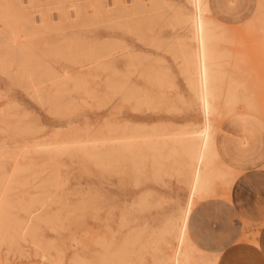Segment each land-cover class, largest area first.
Listing matches in <instances>:
<instances>
[{
  "label": "rangeland",
  "instance_id": "rangeland-1",
  "mask_svg": "<svg viewBox=\"0 0 264 264\" xmlns=\"http://www.w3.org/2000/svg\"><path fill=\"white\" fill-rule=\"evenodd\" d=\"M12 1L0 0V264H157L190 201L196 264L217 260L224 246L201 242L217 240L216 204L233 205L235 177L218 159L225 172L192 197L189 146L232 115L229 85L240 111L264 115V100H248L264 66L263 0L242 26L205 12L225 78L209 119L179 51L198 50L194 0H124L126 23L111 20L112 0Z\"/></svg>",
  "mask_w": 264,
  "mask_h": 264
},
{
  "label": "crops",
  "instance_id": "crops-1",
  "mask_svg": "<svg viewBox=\"0 0 264 264\" xmlns=\"http://www.w3.org/2000/svg\"><path fill=\"white\" fill-rule=\"evenodd\" d=\"M262 0H209L212 17L227 26H242L255 20ZM211 2V3H210ZM264 3V0H263ZM264 64V62H263ZM252 81L260 92L248 100H264V66ZM220 162L234 175L233 205L218 201L215 241L222 244L217 264H264V115L239 111L222 122L216 133ZM230 156V157H229ZM213 206H204V209ZM210 212H213L212 210ZM257 229L244 234L246 227ZM220 250V249H219Z\"/></svg>",
  "mask_w": 264,
  "mask_h": 264
},
{
  "label": "bare ground",
  "instance_id": "bare-ground-1",
  "mask_svg": "<svg viewBox=\"0 0 264 264\" xmlns=\"http://www.w3.org/2000/svg\"><path fill=\"white\" fill-rule=\"evenodd\" d=\"M30 1L32 2L34 0H29V2ZM8 2L9 1H7V3ZM12 2H14V0ZM194 2H195V9L197 11L196 19L194 22V25L197 30L196 32V38L198 41V50L196 51L197 55L196 53H194V49L191 44H185V43L181 44L179 51L180 53L183 54L184 60L187 62L188 66L189 65L197 66V69L199 72L198 81L200 85V99H201V103L204 108V111L207 115V118L209 119V115H213L212 112L216 110L215 100L223 92L225 78L221 75V72H220L221 58L218 55V48H217V40L219 37H218V34L216 33L213 23L210 20H208V18L205 16V12H211L209 0H194ZM112 3L114 4V7H112V10H111V13H112L111 20L114 23H117V22L124 23L126 18L129 17L128 9L124 3V0H112ZM139 4L141 6H144V4L142 3H139ZM152 5H154V9H157L158 3L155 0H152ZM8 10L9 9H7V11ZM184 20H185V24H187L189 21V18L185 17ZM7 26L10 27L9 24H7ZM8 48L11 50V47H8ZM111 49H112L111 54H114L115 52L118 51L119 48L117 46H113V48L111 47ZM110 74H111L110 76L112 77L111 84H112V87L114 88L117 86V71H115L114 64H112V69H111ZM191 83L194 87L197 85V82H195L193 79H191ZM239 99L240 97L238 95V89L233 88L232 86L229 85L226 89V100H227L228 109H229L230 114L235 115V116L239 115V111L241 110ZM209 122L210 121L208 120L204 131H202L201 141H200L199 146H197L198 143H196L195 140H193L194 142L190 143V146H189L190 150L188 149L189 155H190L189 159L190 160L192 159V161L196 162V167L193 171V176H191L192 177V183H191L192 184V187H191L192 197L196 193H200L201 191L205 193V191L210 187V183L212 179L218 175H222L225 172L223 168L215 167L216 161L219 159L221 143L217 140V137L214 136V134L216 133V132L213 133L215 128L212 130L213 126L212 127L210 126V124L212 125V122L211 123ZM189 141H192V140L190 139ZM186 144H183V145L181 144V145L184 146ZM147 146L151 148V146L145 145L147 150H148ZM155 147H152V149ZM184 147L188 148V145ZM184 147H182L181 150H183ZM157 149L155 148L156 153L159 150ZM176 149H178V147ZM148 151H151V150L149 149ZM171 151H173V149H171ZM150 154H154V153L150 152ZM171 155H172V152H171ZM183 156L184 158L186 157L185 154H183ZM187 157H189L188 153H187ZM192 207H193V202L190 201L183 216L180 217L179 222L172 223L170 225L171 226L170 230L174 233L173 237H175V239L177 240V247L175 248V251L171 256L162 257V259H159L157 264H196L197 261L195 260L194 253L196 251L201 252L200 250L201 248L199 249V247L195 245L196 243H194L189 238V235H188V221H189V215L191 213ZM3 227H4V224H3ZM160 239L161 238H159V240ZM163 241H165L166 243L168 240L166 241L165 239ZM80 249L82 248L80 247ZM82 262L84 264L85 261L82 260ZM209 262L210 264H217V260H209Z\"/></svg>",
  "mask_w": 264,
  "mask_h": 264
}]
</instances>
